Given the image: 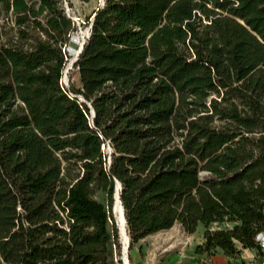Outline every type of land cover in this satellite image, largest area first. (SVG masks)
I'll list each match as a JSON object with an SVG mask.
<instances>
[{
	"label": "trees",
	"instance_id": "16d2710c",
	"mask_svg": "<svg viewBox=\"0 0 264 264\" xmlns=\"http://www.w3.org/2000/svg\"><path fill=\"white\" fill-rule=\"evenodd\" d=\"M63 2L0 0L46 36L25 49L0 25V259L115 264L116 180L130 245L178 222L226 264L264 254V0H103L68 89Z\"/></svg>",
	"mask_w": 264,
	"mask_h": 264
},
{
	"label": "rangeland",
	"instance_id": "374dc122",
	"mask_svg": "<svg viewBox=\"0 0 264 264\" xmlns=\"http://www.w3.org/2000/svg\"><path fill=\"white\" fill-rule=\"evenodd\" d=\"M102 0H64V12L66 15H70L75 19L76 29L72 33V40L67 44V47L71 46L78 49V46L84 38H86L89 24L86 22V18L92 12V10L101 5ZM14 17L8 12L4 14L0 12V25L3 34V41L9 44H13L25 49H31L36 45L38 40L46 39L43 33L31 27H18L14 23ZM20 30V31H19ZM74 37V38H73ZM61 52L64 53V48L61 47ZM74 55V50H70L67 56H64V68L68 65ZM63 68V70H64ZM60 85L68 89L70 84L80 86V80L78 77L77 68L73 65L68 69L66 74V80H63V71L59 78ZM71 120L77 117L76 110L71 111ZM86 118L83 113V117H80L82 121ZM104 151H109L110 147L106 143L103 146ZM94 197L104 203L107 207V196L104 192L97 191ZM113 205V203H112ZM112 205L109 209L110 216L115 221ZM108 219V224L111 223V219ZM203 226L198 225L193 232H185L178 222H175L172 227L164 230H158L155 233L147 234L140 238L139 241L129 245L126 257L128 259L127 264H173L178 259L192 262L194 260L202 259L205 257V253H197L195 248L198 244L203 242ZM117 244L114 246L115 264H126L124 258V250L122 237L117 233ZM215 253L218 256L213 261L214 264H225L226 260L223 258L220 251ZM235 264H259V258L252 255V252L242 251L237 257V260L232 259ZM0 264L6 263L0 259ZM15 264V263H12Z\"/></svg>",
	"mask_w": 264,
	"mask_h": 264
},
{
	"label": "water",
	"instance_id": "95a60500",
	"mask_svg": "<svg viewBox=\"0 0 264 264\" xmlns=\"http://www.w3.org/2000/svg\"><path fill=\"white\" fill-rule=\"evenodd\" d=\"M90 26L91 25H89V27ZM87 31L88 32L86 34V37H88V35L90 34V31L89 30H87ZM84 41H85V39L81 40V42H80V44L78 46V49L74 52V55H73V57L71 59V62H70L71 66L73 65V62L75 61V59L77 58L78 53L81 51L82 44L84 43ZM65 69L63 70V74H65ZM80 98L82 99L81 96H80ZM89 112H90V118H92L94 116V111H93L92 107L90 108ZM119 189H120V183H119L118 180H116L115 181V185H114V190H113L114 193H113V205H112V208H113V211H115L114 202H115V200H117L118 201V207H119L118 219L116 218L115 213H114V217H115V224L117 225L118 233H119V237H120V223L121 224L124 223L125 224V228L127 227V223H126L125 217H124V208L122 207V204H121V201H120V197H119V195H120ZM118 220H119V222H118ZM126 231H127V229H126ZM127 239H128V247H129L130 239L128 237V234H127Z\"/></svg>",
	"mask_w": 264,
	"mask_h": 264
},
{
	"label": "built area",
	"instance_id": "2783aa9c",
	"mask_svg": "<svg viewBox=\"0 0 264 264\" xmlns=\"http://www.w3.org/2000/svg\"><path fill=\"white\" fill-rule=\"evenodd\" d=\"M102 2H103V0H102ZM74 19V18H73ZM75 20V19H74ZM88 30H89V28H88ZM84 39H86V38H84ZM74 50V52H75V49H73ZM256 237V240H257V242L259 243V245H260V248H261V250H263L264 251V232H258V233H256V235H255ZM247 250V251H249V252H252V255H254V256H256V257H258L259 258V264H264V254H262V255H260V254H257L256 252H254V250H250V249H247V248H244L243 250ZM242 250V251H243ZM241 251V252H242ZM220 253H222V252H220ZM206 254V253H205ZM222 255H223V258L226 260V262H227V260H228V257L224 254V253H222ZM218 256V254L217 253H212V254H206L205 255V257H203L202 259H199V261L198 260H194V261H192V262H187V264H214V260H215V258ZM226 262H225V264H226ZM173 264H186V261H183V260H180V259H178L177 261H175Z\"/></svg>",
	"mask_w": 264,
	"mask_h": 264
},
{
	"label": "bare ground",
	"instance_id": "6f19581e",
	"mask_svg": "<svg viewBox=\"0 0 264 264\" xmlns=\"http://www.w3.org/2000/svg\"><path fill=\"white\" fill-rule=\"evenodd\" d=\"M70 62L68 63V65H67V67L65 69V74H64V79H63L65 81H67L66 80V74L68 72V69L71 66ZM114 207H115V216L118 219L119 207H118V201L117 200H115ZM118 222H119V220H118ZM120 234H121V237H122L123 250H124V258H125V262L127 264L128 259L126 257L127 256L126 253L128 251V239H127V231H126V228H125V224L124 223L123 224L120 223Z\"/></svg>",
	"mask_w": 264,
	"mask_h": 264
},
{
	"label": "crops",
	"instance_id": "0c3cea01",
	"mask_svg": "<svg viewBox=\"0 0 264 264\" xmlns=\"http://www.w3.org/2000/svg\"><path fill=\"white\" fill-rule=\"evenodd\" d=\"M243 251L245 252V251H247V250L245 249V250H243ZM186 264H187V262H186Z\"/></svg>",
	"mask_w": 264,
	"mask_h": 264
}]
</instances>
